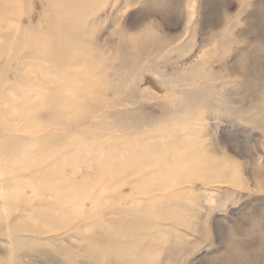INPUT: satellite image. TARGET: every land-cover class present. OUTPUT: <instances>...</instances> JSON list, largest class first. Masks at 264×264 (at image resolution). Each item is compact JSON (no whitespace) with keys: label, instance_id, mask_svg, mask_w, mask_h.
Segmentation results:
<instances>
[{"label":"rangeland","instance_id":"374dc122","mask_svg":"<svg viewBox=\"0 0 264 264\" xmlns=\"http://www.w3.org/2000/svg\"><path fill=\"white\" fill-rule=\"evenodd\" d=\"M51 92L82 102L76 119L61 116L79 124L65 143L83 132L87 141L115 140L109 158L137 142L186 143L196 158L186 163L189 179L175 164L160 178L155 165L150 195L131 194L137 183L128 180L93 194L105 209L101 226L116 232L111 243L128 253L124 264H264V0L6 3L0 139L13 123L8 111L16 116L9 100L26 110L14 121L18 136L25 123L56 127L41 106ZM149 145L142 148L158 151ZM12 161L0 160V264H106L84 251L98 233L87 228L98 217L83 214L89 201L78 209L51 192L34 194L31 185L43 182L25 158ZM98 170L89 159L65 176L70 185L84 174L91 183ZM153 203L171 217L151 219L139 236L124 230L126 210L140 216Z\"/></svg>","mask_w":264,"mask_h":264},{"label":"bare ground","instance_id":"6f19581e","mask_svg":"<svg viewBox=\"0 0 264 264\" xmlns=\"http://www.w3.org/2000/svg\"><path fill=\"white\" fill-rule=\"evenodd\" d=\"M12 2L13 0H0V7L6 3ZM43 50L44 49L40 47L35 50V52L41 56L48 57L50 62H56V58L44 53ZM9 104H11L10 108H13L16 116L12 117L8 115L11 113L10 111L7 113V119L13 123L11 124V128L8 129L10 133L4 134L0 139V146L3 148V150L0 151V160L7 162L17 160L18 157L25 158L31 171L35 172L33 177L43 182L42 186L31 185L30 188L34 194L40 193L43 195L47 191L51 192L52 197L57 199L58 202H65L74 206L77 205L78 209L82 208L83 204L89 201V209L83 212V214L85 213L87 219H95L98 217V219L87 227L94 228V232L98 233L92 234L91 237H87V241L84 243V251L89 253L91 257L89 259L93 261L104 262L106 264H124L128 253L117 246V244L111 243L110 240H113L116 232L114 233L113 230L110 229L111 227L101 226L103 222L99 218L100 216H104L101 212L105 209L104 207L101 208L98 203L101 194L98 196L93 194L96 193L97 189L100 187L104 189L107 184L110 183L112 185L113 180L122 182L128 180L131 183L133 182V184L137 183L130 191L131 194L150 195L153 190L150 186L151 183H149V178L146 176L151 174L152 171L150 170L158 164L162 166L160 178H167L169 165L175 164L179 171L186 172V176L184 177L189 179L188 173H192L193 169L188 168L186 163L196 160V158L191 156L188 145L186 143H177L176 145L170 146L171 143H163L156 146L155 144L149 145L147 142H137L136 144L128 145L126 148H121L114 156L109 158L106 155L107 152L113 150L115 147L117 149V145L120 144L115 140L95 138L94 140L87 141L86 138L90 135L83 132L77 137H72L65 143V139H67L66 134L72 130V128H78L79 124L70 125L72 123L71 120L65 122L61 119V116L65 115L76 119V114H78L77 111L82 104V102L80 103L77 99L73 97H64L58 92H51L48 95V99L41 103V106L50 114V124L56 127H53V129L50 128V131L45 127L37 128L25 123L24 129L27 131V134L23 136H18L14 133V131L19 130V126L14 125V121L19 119V117L25 120L27 118V114H25L26 110L17 108L15 100H9ZM11 114L14 115L13 112ZM34 115L35 112L32 111L30 116ZM143 145H149L154 148L157 147L158 151L145 150L142 148ZM72 152H76L75 155H73ZM36 155L39 157H35ZM51 156L53 158L52 161H50ZM62 156H66L67 160L64 157L61 158ZM196 157L200 159L198 154ZM89 159L99 166V170L97 174L94 175L93 181L89 183V177L84 174L83 176L80 175V178H77L78 181L76 183L70 185V179L66 178L65 172L67 170H73L76 164ZM141 164H146V167L142 168L140 166ZM12 170L16 171V167L12 168ZM54 178H60L61 180L64 178L65 182L63 181V183L55 184L52 182ZM159 186L157 190L160 189ZM106 193L107 191L102 192L103 198L106 197ZM122 197L124 196L122 195ZM90 198L94 201V205L91 204ZM153 205L154 206L151 208H146L140 216L136 214L133 209L126 210L125 221L130 222V227L124 230L139 236L142 228H144L151 219L165 220L168 219L167 217H171L169 216L170 213H168L169 215L166 213L158 214L157 207H155L156 205L154 203ZM106 210H108V208Z\"/></svg>","mask_w":264,"mask_h":264}]
</instances>
